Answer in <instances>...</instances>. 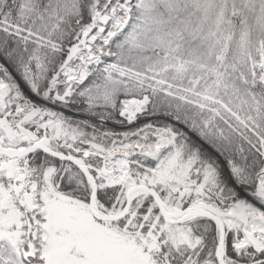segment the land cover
Returning <instances> with one entry per match:
<instances>
[{
	"label": "snow or ice",
	"instance_id": "obj_1",
	"mask_svg": "<svg viewBox=\"0 0 264 264\" xmlns=\"http://www.w3.org/2000/svg\"><path fill=\"white\" fill-rule=\"evenodd\" d=\"M0 264H264V0H0Z\"/></svg>",
	"mask_w": 264,
	"mask_h": 264
}]
</instances>
